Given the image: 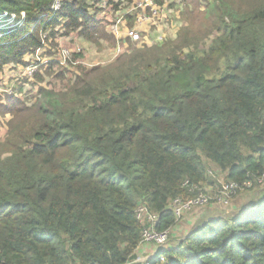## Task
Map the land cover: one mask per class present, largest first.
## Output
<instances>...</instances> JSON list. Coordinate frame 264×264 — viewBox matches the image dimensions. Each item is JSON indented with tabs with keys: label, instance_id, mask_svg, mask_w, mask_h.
<instances>
[{
	"label": "trees",
	"instance_id": "16d2710c",
	"mask_svg": "<svg viewBox=\"0 0 264 264\" xmlns=\"http://www.w3.org/2000/svg\"><path fill=\"white\" fill-rule=\"evenodd\" d=\"M106 1L62 0L55 14V0H0V14L26 13L0 37V73L27 68L45 34L49 43L71 34L98 43L109 32L107 8L115 14L138 0ZM182 1L191 14L206 4ZM155 6L165 10L162 0ZM206 7L203 35L191 19L175 41L141 42L107 67L83 70L65 94L40 87L30 107L15 95L0 99V115L11 117L0 120L8 124L0 264L133 262L146 228L140 206L172 237L171 202L194 197L195 187L216 191L220 176L251 201L205 220L149 264H264V0ZM38 66L50 74L59 64Z\"/></svg>",
	"mask_w": 264,
	"mask_h": 264
},
{
	"label": "rangeland",
	"instance_id": "374dc122",
	"mask_svg": "<svg viewBox=\"0 0 264 264\" xmlns=\"http://www.w3.org/2000/svg\"><path fill=\"white\" fill-rule=\"evenodd\" d=\"M101 1L107 3L106 0ZM162 1L164 2L165 10L160 11V13H158L160 8L154 5L156 0H154L153 5H149V7H153V14L151 16L149 15L150 12H148V7L145 6L146 0H138L137 3L133 5H136V7H131V11L126 12L123 19L124 23L119 25L120 33L118 34L113 32V25L117 22L119 16L116 18L111 8H107L105 11V17L108 20L106 27L107 30L109 28V32H106L107 38L104 37L103 39H100L98 43L87 41L77 34L59 36L51 43L46 39L44 53L41 56V59H43L42 61L45 63L44 65L56 62L59 66H56L50 74L45 72V67L43 69L40 68L41 66H38L37 70H39L42 76L45 77L43 81L37 79L35 76L30 79L26 68H14L13 66L6 67L0 73V99L5 100L8 95H15L18 99L25 100L26 98L27 104H29L28 106L30 107L38 94L37 92L40 87H43L48 91L65 94L66 91L78 80L79 76L83 73V70L89 71L94 68L107 67L113 64L123 54L133 51V49H131L132 47L136 48L137 46H140V42L136 43L132 37H129L128 33L131 31L137 30L141 34L142 42H144L143 44H145L146 47L156 45L162 46L168 42L177 40L180 32L189 27L190 20L196 18L195 29L203 35L206 31V24L208 22L207 17H204L205 9L207 8L206 6H210L216 2V0H203L206 4L204 3V7L201 9L202 11L196 8L191 14L185 10L186 6L182 0ZM93 4L94 2L92 1V5ZM140 5H142V7H140ZM130 6H132V4ZM184 10L186 13L184 12L183 15ZM155 16L156 19H153ZM144 17H147L148 20L144 21ZM139 18H141L142 21L138 22ZM157 18H159L158 22ZM24 21L25 19L22 21V24ZM215 35L216 34L214 33L213 36ZM110 36L112 37L111 39H109ZM42 38L44 39V36H42ZM209 40L210 39H204L206 45ZM77 55L80 56L78 59L75 58ZM31 64H36V62L32 61ZM40 64L41 62H39V65ZM0 117L2 122H8L11 119L9 115L6 117L0 115ZM7 134L8 124L2 125V123H0L1 146H5ZM219 182L221 184L225 183L223 176L219 177ZM261 184H264V180ZM261 189H264V187ZM248 194L252 195V192L241 196L242 199L237 198V195L235 194L229 200L228 204L219 203L214 199L208 205L197 207L185 212L182 219L177 224V229L172 232V237H170L171 242L169 243L172 244L174 241L176 243L181 241L195 227L209 218L222 215L227 216L236 213L237 211H234V208L235 206H238L236 204L237 202L246 205L251 201L249 199L250 197L247 196ZM154 250V245L142 248L137 254L139 263L137 262L136 264L144 263L150 258L149 256H151Z\"/></svg>",
	"mask_w": 264,
	"mask_h": 264
},
{
	"label": "built area",
	"instance_id": "2783aa9c",
	"mask_svg": "<svg viewBox=\"0 0 264 264\" xmlns=\"http://www.w3.org/2000/svg\"><path fill=\"white\" fill-rule=\"evenodd\" d=\"M61 1L62 0H55V4L53 6V11L56 14L57 11L61 8ZM137 3V2H136ZM145 6L148 8H152L153 13V7H149V5L154 4V0H146ZM155 5V4H154ZM130 6L126 7L123 10H120L115 13L116 18L119 16L117 22L113 25V32L118 34L120 33V24L122 25L124 23V17L126 15L127 11H131ZM142 7V5H140ZM103 8H106V2L103 3ZM52 17H54V15ZM22 16V17H21ZM20 18L16 16V14H9L7 12L0 14V37L7 34L11 29L20 26L22 24V21L25 19V13H21ZM143 20H148L147 17H144ZM142 21L141 18L138 19V22ZM140 33L135 30L128 33L129 37H132L133 40L136 43L142 42V36ZM44 39L42 38V44L41 47L36 51L34 55V60L36 64H30L26 70L28 72L29 76H32L35 71L37 70V67L39 65V62L41 64H45L41 59L44 48L46 44L47 34L43 35ZM48 63V62H47ZM211 175H213L212 171L209 172ZM264 177L260 182H263ZM252 185L250 183L244 184V188H250ZM198 190V194L194 197H189L187 199L185 198H176L171 202V208L173 212L176 215V219L179 222L185 212L190 211L197 207H202L205 205H208L211 203L212 200L216 199L219 203L228 204L229 200L234 196L239 190V184L237 182H230V183H220V187L216 191L208 190L207 187L204 186V188H197L195 187L194 190ZM137 218L143 224L146 228L143 229L142 232V240L139 246V251L142 248L149 247L150 245L155 246V250L152 252L150 258H148L144 263L142 264H149V262L156 257V255L161 250H166L170 245V232H159L155 229L154 223L156 221V216L151 214L148 209L145 206H140L137 210ZM148 225H151L150 227H147ZM161 262H165V257L161 256ZM138 257L133 262H129L126 264H136L138 262ZM139 263V262H138Z\"/></svg>",
	"mask_w": 264,
	"mask_h": 264
},
{
	"label": "crops",
	"instance_id": "0c3cea01",
	"mask_svg": "<svg viewBox=\"0 0 264 264\" xmlns=\"http://www.w3.org/2000/svg\"><path fill=\"white\" fill-rule=\"evenodd\" d=\"M150 257V256H149Z\"/></svg>",
	"mask_w": 264,
	"mask_h": 264
}]
</instances>
